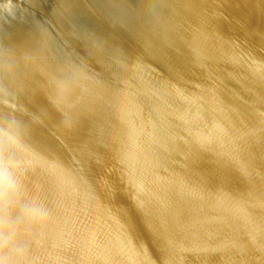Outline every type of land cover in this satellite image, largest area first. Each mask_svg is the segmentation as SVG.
I'll return each instance as SVG.
<instances>
[{
    "label": "water",
    "instance_id": "obj_1",
    "mask_svg": "<svg viewBox=\"0 0 264 264\" xmlns=\"http://www.w3.org/2000/svg\"><path fill=\"white\" fill-rule=\"evenodd\" d=\"M0 153L18 264H264V0H0Z\"/></svg>",
    "mask_w": 264,
    "mask_h": 264
},
{
    "label": "clouds",
    "instance_id": "obj_2",
    "mask_svg": "<svg viewBox=\"0 0 264 264\" xmlns=\"http://www.w3.org/2000/svg\"><path fill=\"white\" fill-rule=\"evenodd\" d=\"M21 196L15 165L0 153V264H18L14 258L23 256L20 225L42 223L47 216L45 209L34 202H22Z\"/></svg>",
    "mask_w": 264,
    "mask_h": 264
}]
</instances>
